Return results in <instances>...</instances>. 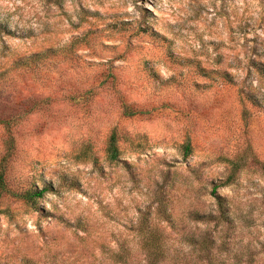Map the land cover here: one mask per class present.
<instances>
[{
	"label": "clouds",
	"instance_id": "obj_1",
	"mask_svg": "<svg viewBox=\"0 0 264 264\" xmlns=\"http://www.w3.org/2000/svg\"><path fill=\"white\" fill-rule=\"evenodd\" d=\"M0 264H264V0H0Z\"/></svg>",
	"mask_w": 264,
	"mask_h": 264
}]
</instances>
